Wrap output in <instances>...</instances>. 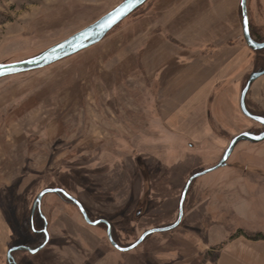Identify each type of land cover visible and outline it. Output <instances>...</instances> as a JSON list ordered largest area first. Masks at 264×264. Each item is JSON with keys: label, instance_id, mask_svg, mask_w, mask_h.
<instances>
[{"label": "rangeland", "instance_id": "obj_1", "mask_svg": "<svg viewBox=\"0 0 264 264\" xmlns=\"http://www.w3.org/2000/svg\"><path fill=\"white\" fill-rule=\"evenodd\" d=\"M124 1L0 0V65L39 56ZM166 1L149 0L73 57L0 80V264H8L11 248L41 246L45 231L46 247L13 253L17 264H205L216 259L228 232L264 234V142H240L224 168L194 180L178 228L129 252L114 248L107 226L87 224L60 194L46 195L32 215L42 191L63 190L92 222H109L115 242L128 248L178 220L188 180L216 166L233 138L264 131L246 117L238 129L221 124L223 116H243L238 97L263 67L264 52L251 50L242 36L239 0H201L184 31L196 27L205 38H182L186 47L166 32L148 38ZM248 15L253 39L264 42V0H248ZM216 34L226 40L218 54L208 42ZM188 66L216 67L213 89H183L179 80ZM235 85L232 109L233 92H226ZM247 101L264 116V78ZM242 188L249 211L236 216L230 208Z\"/></svg>", "mask_w": 264, "mask_h": 264}, {"label": "water", "instance_id": "obj_2", "mask_svg": "<svg viewBox=\"0 0 264 264\" xmlns=\"http://www.w3.org/2000/svg\"><path fill=\"white\" fill-rule=\"evenodd\" d=\"M148 1L149 0H125L123 3L117 6L113 11H111L110 13L102 17L96 23L88 26L87 28L78 32L77 34L73 35L67 40L51 47L50 49L46 50L39 56L33 59H30V60L24 61V62L16 63V64L0 65V80L6 77H10V76H16V75H21V74L45 69L47 67H50L70 57H73L99 44L105 39V37L112 30H114L118 25H120L130 15L135 13L139 8L144 6ZM241 11H242L243 38H244L246 45L255 52L264 51V42L262 43L257 42L256 40L253 39L251 35L249 15H248V0H241ZM262 77H264V69L261 71L254 72L249 76V79L241 93L240 109H241L242 114L246 118L264 127V117L252 114L247 107V97H248L249 92L251 91V87L256 81H258ZM242 141L248 142V143H262L264 142V131L261 132L260 134H253V133L245 132L233 138L227 150L225 151L221 161L216 166L202 173L193 175L188 180L184 188V191L182 193L180 206H179L178 220L170 226H167L164 228L152 229V230L145 232L135 244H133L132 246L128 248H122L115 242L113 235H112V226L109 222H107L106 220H98V221L92 222L89 219L88 214L83 208V206L75 198H73L72 196H70L63 190L47 189V190L42 191L37 197V199L35 200L32 215L35 214L36 210H39V212H41V202H42V199L46 195L63 194L68 200L73 202L79 208L87 224L93 227H96L101 224H105L107 226V236H108L110 243L112 244L114 248H116L117 250L121 252L132 251L135 248H137L139 245H141L149 236L153 234H157V233H167V232H170L178 228L184 218V204L187 198L189 188L194 182V180L203 175H206L218 169L224 168L227 165L228 161L230 160L236 146ZM140 214L141 212L139 211L137 216H140ZM44 233H45V238H46L45 242L36 249H30L24 246H18V247L11 248L7 253L8 264H17L13 257V253L17 251L26 250L33 255L42 251L46 247L49 241L47 232L45 231Z\"/></svg>", "mask_w": 264, "mask_h": 264}, {"label": "crops", "instance_id": "obj_3", "mask_svg": "<svg viewBox=\"0 0 264 264\" xmlns=\"http://www.w3.org/2000/svg\"><path fill=\"white\" fill-rule=\"evenodd\" d=\"M198 4H201V0H178L177 2H172V3H168V2L164 4L162 3V7L161 8L158 7L156 10V13H155L156 18L154 19L155 23L152 25V27L150 26L151 29L149 30L150 32H148L149 33L148 38L150 37L155 38L157 36L158 38H165L164 32H166V33L172 34L175 38H179L180 44L183 45L184 47H186L188 43L183 41L182 38H202V39L205 38L203 37L204 35L199 36L201 31L199 29H196V27L193 28L194 30H189L186 32L184 31L187 26L191 27V24H190L191 22H189V18L191 17L192 20L194 19L195 16L193 15V13L195 12V10H197V8H199ZM238 6L241 12V0L238 1ZM195 20L197 22L201 21V23H203L202 22L203 18L198 17ZM241 32L243 36V29ZM216 35L217 36L215 38L210 37L208 42L216 46V47H213L215 48L214 53L218 54L225 46L222 44V42H226V40H224L219 34H216ZM169 45L170 43L165 41L162 47L163 49H167L169 48ZM174 47L180 52V53L178 52L177 55H181V52L184 51V49L181 46L176 45ZM240 57L241 56L238 57L237 55V58H236V60H238V64L240 65L239 67L243 65V59ZM190 65H193V63ZM188 67L190 68H187V69L185 68V72L183 73V75H186V76H184L181 80H179L180 83L182 84L183 89L184 88H187V89L195 88L197 90H204V91H209V90L211 91L213 89V86L216 84L215 81H218V79L216 78V75L219 74L218 69L214 70V68L216 67L212 66L210 68V67L204 66V68L202 69V68H199L198 66L197 71H193L194 67L192 66H188ZM225 67H226V64H225ZM207 72H209L210 74L209 77H207V74H208ZM221 73H224V72H221ZM202 77H204V80L206 79V81L202 83L203 84L202 86H200ZM256 82L252 85L251 92H253ZM228 91L233 92V94L231 95L233 99L230 96L231 98L230 107H232L233 109L235 105L234 98H235V95L237 94L236 91H238V85L227 88L226 93H228ZM253 98L258 103H260V101L262 100L260 95L257 97L256 94H253ZM237 103L240 108V98L239 97H238ZM229 110L230 109L228 106V110H227L228 113L226 115L229 114ZM243 116L241 115L235 116L234 118L235 121L234 120L230 121L227 118V116L224 119V116H223V119L221 118V124L227 130L228 128H231L233 126L236 129H238L245 124V116L244 117ZM238 193L240 196L239 199L241 200L235 201V203L230 208L234 211L236 216H239V212L241 211H249V207H247V203L245 202L246 194L244 192V189L242 188L241 190H239ZM237 234L238 233L231 234L228 232L226 235V240H224L223 242L219 244V252L217 254L216 259H214V261H207L205 264H264V241L249 240L245 236L237 235ZM250 234H254V233H250Z\"/></svg>", "mask_w": 264, "mask_h": 264}, {"label": "trees", "instance_id": "obj_4", "mask_svg": "<svg viewBox=\"0 0 264 264\" xmlns=\"http://www.w3.org/2000/svg\"><path fill=\"white\" fill-rule=\"evenodd\" d=\"M139 9H141V8H139ZM138 9V10H139ZM137 10V11H138ZM136 11V12H137ZM135 12V13H136ZM241 17H242V11H241ZM175 44H177L176 42H174ZM255 52V51H254ZM262 52H264V51H259V52H256V53H262ZM264 69V57H263V67L260 69V70H258V71H261V70H263ZM247 83V82H246ZM246 85V84H245ZM245 87V86H244ZM247 107H248V109H249V111L252 113V114H255V115H259L258 113H256V112H254V111H252V109L249 107V105H248V101H247ZM259 116H263V114H261V115H259ZM264 117V116H263ZM60 195H62L64 198H66L63 194H60ZM67 199V198H66ZM187 199V198H186ZM68 200V199H67ZM68 201H70V200H68ZM71 202V201H70ZM186 202V201H185ZM71 203H73V202H71ZM74 204V203H73ZM185 205V204H184ZM241 233H243V234H241ZM237 235H243V236H245L247 239H249V240H253V241H264V234H262V233H259V234H249V233H244V232H242V231H240V233H238ZM233 238V237H232Z\"/></svg>", "mask_w": 264, "mask_h": 264}, {"label": "bare ground", "instance_id": "obj_5", "mask_svg": "<svg viewBox=\"0 0 264 264\" xmlns=\"http://www.w3.org/2000/svg\"><path fill=\"white\" fill-rule=\"evenodd\" d=\"M133 14H134V13H133ZM130 16H131V15H130ZM130 16H129V17H130ZM129 17H128V18H129ZM128 18H127V19H128ZM124 21H125V20H124ZM124 21H123V22H124ZM123 22H122V23H123ZM118 26H119V25H118ZM118 26H117V27H118ZM112 31H113V30H112ZM112 31H111V32H112ZM111 32H110V33H111ZM110 33H109V34H110ZM109 34H108V35H109ZM108 35H107V36H108ZM107 36H106V37H107ZM106 37H105V38H106Z\"/></svg>", "mask_w": 264, "mask_h": 264}, {"label": "flooded vegetation", "instance_id": "obj_6", "mask_svg": "<svg viewBox=\"0 0 264 264\" xmlns=\"http://www.w3.org/2000/svg\"><path fill=\"white\" fill-rule=\"evenodd\" d=\"M16 262V261H15Z\"/></svg>", "mask_w": 264, "mask_h": 264}]
</instances>
